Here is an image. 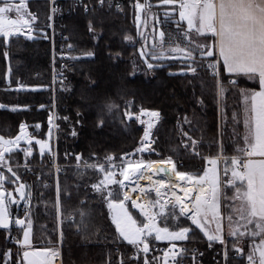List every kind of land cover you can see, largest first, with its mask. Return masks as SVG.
Wrapping results in <instances>:
<instances>
[{
    "label": "trees",
    "instance_id": "1",
    "mask_svg": "<svg viewBox=\"0 0 264 264\" xmlns=\"http://www.w3.org/2000/svg\"><path fill=\"white\" fill-rule=\"evenodd\" d=\"M28 5L31 12L38 15V24L47 25V0H29ZM123 9H98L89 14L58 18L57 35L68 37L67 46L73 47L68 52L76 56L68 60L63 81L66 86L58 93L59 121L63 126L58 142L59 161L67 165L59 175L64 264H108L109 258L111 264H118L119 250L126 256L132 251V247L120 240L116 233L101 196L93 193L91 185L101 178V174L91 170H86L89 174H85L71 166L75 163L73 154H82L86 160L92 154L103 159L109 155L119 157L138 147L145 125L139 124L137 117L127 119L124 115L128 110L125 101H134L132 110L135 113L140 96L162 104V117L154 131L160 140L159 160L174 151L180 159L185 160L182 166L198 168L200 157H193L190 149L184 148L181 127L184 131H190L194 138L202 140L199 151L204 155L215 154L217 151L215 147H210L218 141L219 135L216 78L205 69H199V75L196 76L180 73L182 65L178 63H159L157 65L161 67L148 70L145 60L139 55L142 46L145 51V44L134 21V9L129 5ZM90 20L95 26V33L89 31ZM35 34L32 40L26 39L23 34L18 37L13 35L9 40L0 37V69L4 68L0 73V103L30 105L18 111L0 109V135L5 137L17 135L21 123L40 125L42 131H32L33 136L41 139L47 136L45 118L49 113L50 101L45 86L51 78L50 47L43 32L37 31ZM125 36H131L132 39L125 40ZM88 52L94 55H86ZM110 52L113 55H109ZM116 53H120L119 58H116ZM9 65L11 82L8 84L5 74ZM222 76L227 77L228 74L224 72ZM250 82L247 78H241L239 84L224 83L226 91L221 104V132H224L225 143L229 145L227 155L233 154L230 147L232 142L244 135L241 121L237 126L235 119L241 117L243 112L241 89L259 87L258 83L249 86ZM20 83L28 87L19 89ZM41 85L43 87H37ZM201 98L203 103L197 102ZM110 101L118 105L111 113L104 108ZM40 105L45 107L41 108ZM143 108L154 110L150 106ZM185 115L191 121L190 125L183 122ZM65 116L67 120H63ZM100 120L104 121L103 126H100ZM31 147L33 150L30 156L25 157L23 151L15 150L9 154V159L13 166L19 165L20 176L33 186L32 203L28 205V208L31 206L32 214L30 211L28 217L33 215L34 218V241L37 242L45 231L55 241L58 224L55 185L53 182L45 184V181L53 178V146L51 143L47 151H42L35 144ZM65 153L70 155L69 162L66 161L68 157H65ZM22 165L32 166L33 169L23 170ZM46 208L49 209L47 215ZM70 215H73L71 221ZM184 222L181 219L176 223L170 217L168 226L173 228ZM44 223H47L45 228L42 226ZM0 231L9 234L7 242L14 250L13 259L19 264H25L22 253L27 248L16 243L18 238L23 237L22 228ZM202 236L196 229L194 238L185 242L205 248L207 239ZM13 237L16 238L13 240ZM42 247L38 245L37 248Z\"/></svg>",
    "mask_w": 264,
    "mask_h": 264
},
{
    "label": "snow or ice",
    "instance_id": "2",
    "mask_svg": "<svg viewBox=\"0 0 264 264\" xmlns=\"http://www.w3.org/2000/svg\"><path fill=\"white\" fill-rule=\"evenodd\" d=\"M52 3L51 11L54 13L55 0H52ZM98 3L103 6L104 0H98ZM108 3L111 7L112 0H108ZM82 7L85 12L89 10L88 4H83ZM115 7L119 11L124 10L120 3H116ZM132 7L135 22L145 23L142 13L145 17L152 15L155 22L156 14L152 12L151 3L133 0ZM158 7L164 8L165 17H177L175 20L177 35L175 38L168 36L166 39V33L161 28L158 31L159 43H153L151 51H144L142 46L139 55L144 58L147 69L154 70L162 66L150 62L149 57L151 56L153 60L161 59L159 54L153 55V53H157L158 50L164 51L165 44L168 43L174 45L167 49L168 51L180 54L172 59L184 62L185 66L180 68L181 73H191L196 76L199 75L200 68L211 70L212 76L216 78L218 94L226 91L225 80L229 84H239L241 78L258 79V91L253 89L246 92L241 89L244 99L251 103L250 118L244 121L247 132L232 142L230 147L233 154H226L229 145L225 143L224 132H221L219 140L210 146L217 149L216 153L204 155L199 151L202 140L194 138L190 135V131H184L181 127L184 148L190 149L193 157L199 156L203 161V164L193 171L179 170L180 162L171 156L163 160L143 158L134 160L132 156L135 154L155 152L152 130L156 121L161 119L158 109L141 107L139 114L148 115L150 119L144 127L139 148L135 149L134 153H124L118 164L114 162L112 156L104 157V163L85 161L83 164L85 169H96L102 174V178L93 183L91 188L106 201L120 240L127 241L132 247L130 262L136 261L139 264L142 258L143 264H159L156 256L149 258L148 255L149 252L155 251L150 247V237L154 236L157 241H169V248L163 251V264H169L170 259L172 264H181L178 257L189 250L180 247L177 242L194 238L195 230L199 229L207 238L209 247L219 242L218 255L222 264H229V251L234 254L235 259L245 257L247 264H264V0H158ZM13 12L15 17L11 15ZM51 18L48 17L49 20ZM38 22L39 17L30 11L27 0H19V3L15 0H0V34L5 38L23 33L26 39H33V32L43 31L36 27ZM88 28L90 32L95 33V26L91 20L88 22ZM208 33L212 35V43H201V37L206 40ZM152 34L155 39L157 34L155 28ZM124 39L131 40L132 37L125 36ZM72 50V45H68V51ZM61 55L62 57L65 55L63 49ZM86 55L92 56L94 53L88 52ZM109 55L113 53L110 52ZM115 56L119 58L120 53H116ZM224 72L228 74L227 77L222 76ZM18 87L24 89L28 85L20 83ZM197 102L203 103V99ZM133 106L134 101H125L128 110L124 115L128 120L137 115L131 110ZM29 107L30 105L27 104L0 103V109L3 110L18 111ZM40 107L45 106L40 105ZM104 108L111 113L118 108V105L110 101L104 105ZM183 122L191 124L187 115L183 117ZM103 123L104 121L100 120V126H103ZM140 123L145 124V121L141 120ZM27 127L28 125L21 123L19 133L14 137L0 135V226L5 229L13 223L7 206L8 202H16L17 198L13 193L19 192L20 199L28 200L30 204V198L24 191L26 185L21 182V176L18 174L19 165L14 168L9 159V154L16 149L23 151L25 157L32 154L30 145L33 137L25 131ZM23 140H27L29 146L22 148L20 142ZM39 143L43 151L47 145L43 140ZM68 155L65 153L66 157ZM73 155L79 168L83 155ZM94 158L99 159L92 154L89 160ZM144 170H151V174L164 172L170 175L167 180L161 179L150 184H140L137 179L135 187L131 188L132 192L139 191L147 195L151 188L156 194L155 200L149 199L141 203V198L133 199L126 189L131 187L130 182L134 178L143 177ZM117 173L122 177L121 179L116 178ZM151 174L148 177L150 181ZM7 184L18 186L8 191ZM113 186H117L118 190L114 191ZM232 189H234L233 194L227 196V192ZM56 197L59 211V184H57ZM225 200L228 201L229 208L226 217L227 231H225V217L222 210ZM129 201L132 209H138L137 215L142 214L143 219L138 220L133 211L129 210L127 203ZM157 207L158 211H154ZM29 215L30 209L26 208L24 218L17 215L14 220L23 231V238H18L16 243L25 248H31V221L27 219ZM83 215L82 212L81 216ZM162 215L164 226L157 223ZM169 216L174 220H179V217L183 216L190 224L183 227L177 225L173 230L168 226ZM229 239L232 240L230 245ZM244 241L248 242L247 252ZM45 254L55 255L49 249L25 250L22 253V261L26 260L27 264H48V261L36 259ZM10 255L11 251H6L5 259L7 260ZM198 255H203L198 249L191 252L193 264H197ZM120 256L119 264H124L123 253ZM108 264H111L110 258ZM217 264L221 262L218 261Z\"/></svg>",
    "mask_w": 264,
    "mask_h": 264
},
{
    "label": "rangeland",
    "instance_id": "3",
    "mask_svg": "<svg viewBox=\"0 0 264 264\" xmlns=\"http://www.w3.org/2000/svg\"><path fill=\"white\" fill-rule=\"evenodd\" d=\"M16 3H19V0H15ZM29 2V0H27V3ZM49 4V3H48ZM29 6V5H28ZM132 8V7H131ZM30 9V8H29ZM31 11V10H30ZM11 15L13 17H15V13H11ZM142 15V19H144V15ZM49 16H50V6H49ZM177 19V17H174ZM50 23V20L48 22L47 25L45 24H37L36 27H38V29H42L43 31V36L46 38V40H49V50H50V65H51V78L50 80L46 83V86H45V89L47 90V92L49 93V101H50V105H49V113L48 115L46 116L45 118V126L47 128V136L48 138L50 139L49 141V145L52 143V146H53V151H52V156H53V159H52V168H53V172H52V175H53V178H49V180L45 181V184H49L50 182L54 183L55 185V191H57V184H59V175L61 174V172H63L66 168V164H61L59 159V137H60V132L62 131V125L60 124V121H59V112H58V93L60 90L64 89V87L66 86L65 83H63V81L65 80V77H66V72H67V69L65 70V77L64 75L62 76L61 74L63 73L62 70L58 67L57 65V62H55L54 60L56 58H54V46L60 44V45H64L65 49L68 51V46H67V40H68V37L66 35L62 36L61 34L58 36L56 35L57 34V26H58V21H57V24H56V27H55V31L53 32V35H52V32H51V29H49L47 26L49 25ZM184 24L186 25V22H184ZM63 25L61 24V27ZM136 27L138 29V32L140 33L142 31V27H143V23H138L136 22ZM37 31L33 32V36L34 38L36 37V33ZM20 34H23V33H20ZM20 34H14V36L18 37L20 36ZM3 36L2 34H0V37ZM65 37V38H64ZM33 38V39H34ZM7 40L10 39V37L6 38ZM32 40V39H30ZM143 42L145 44V51L148 52V51H151V42L149 41H146L145 39H143ZM59 42V43H58ZM56 48V47H55ZM149 48V49H148ZM141 50V49H140ZM159 54L162 58L161 59H156V60H153L152 57L149 58V61L152 62V63H155V64H159V63H166L167 61H171V60H176L178 62V64L185 66L184 65V62H182L181 60L179 59H172V57L174 56H178L180 54H177V55H174L172 56V53H164V52H161V51H158L157 53H153V55H157ZM71 55V54H70ZM76 56H71V58H75ZM8 58V57H7ZM70 58V59H71ZM144 59V58H143ZM167 65V63H166ZM4 69V68H3ZM3 69H0V73L2 74L3 72ZM181 73V72H180ZM211 74V73H210ZM61 75V76H59ZM223 75V73H222ZM58 77H61V79ZM54 78L56 79V81L54 82ZM5 80L6 82L9 84L11 82V66L9 65L8 68H7V71H6V74H5ZM225 83H228L227 81H225ZM38 88H33V90H37ZM222 97H223V94H218V119H219V126H218V131H219V135H218V140L220 138V133H221V112H222ZM222 104V105H221ZM146 106H150L152 107L154 110L158 109L161 113V117H162V104L157 101V100H153V99H150V98H147V97H138L137 99V103H136V108H137V115L134 116V117H137L138 118V121L140 120V114H139V110H140V107H146ZM244 107V106H243ZM245 108L247 109L248 108V103L246 102L245 103ZM147 109V108H146ZM132 110V109H131ZM133 111V110H132ZM244 112H242V116L241 117H238L237 119H235V123L236 125L238 126V122L240 123L241 121V124H243L244 126ZM52 116L55 121H54V127L49 130V126H48V119L49 117ZM66 117V116H65ZM64 117V118H65ZM150 119L149 116L147 115H142V120L145 121V127H146V122ZM63 120H67V119H63ZM161 120V119H160ZM157 122V124L159 123V121ZM224 122V121H223ZM154 126L153 128V138L155 140V144H153V147L155 148V152L154 153H148V152H145V153H139V154H135L132 156V159H139V158H143L144 160H159L157 158V155L159 156L160 152H159V146H160V140H159V137L156 135V133H154L155 131V127L156 125ZM28 125L27 127V132H29V134L31 135V137H33V139H38V140H41V138H37L35 136H33V132L32 131H35L36 133L37 132H41L42 129H41V126H35L34 124H31V123H28L26 124ZM31 128L33 130H31ZM73 128V127H72ZM243 129V128H242ZM144 131V130H143ZM143 135V134H142ZM46 137V136H45ZM44 137V138H45ZM32 139V140H33ZM21 143V147L23 148L24 146H29L28 144V141L27 140H23L20 142ZM33 145V144H32ZM30 145V147L32 146ZM36 145V144H35ZM140 146V143L138 145L137 148H139ZM40 149H41V145L38 146ZM136 148V149H137ZM31 149L33 150V148L31 147ZM18 150V149H16ZM44 150V149H43ZM15 151V150H14ZM128 153H134V150L131 151V152H128ZM109 156H112L114 158V162L115 163H120V160L123 156L120 155L119 157L117 156H114V155H109ZM169 156H171L174 160L180 162L178 164V168L179 170H182V171H193L195 169H191L190 167H188L187 165L185 166H182V161L185 162L184 159H180V157L176 154V152L173 151L172 154H170ZM167 156V157H169ZM66 157V156H65ZM68 159H66L67 162H69V157L70 155L67 156ZM166 157V158H167ZM166 158H163V159H166ZM163 159H160V160H163ZM199 165H198V168L203 164V161L199 158ZM87 161L88 163H104V158L103 159H94V160H86V159H83L82 161L79 162V165L80 167L78 168L77 167V164L78 162L76 161L75 159V163L74 164H71V166L75 169H78L79 171H82L83 173L85 174H89V172H87L86 170H91V171H97L99 174H101L98 170L96 169H91V168H88V169H85L83 167V164L84 162ZM15 168V166H14ZM24 168H26L27 170H32V166H29L27 165V167H25V165H22V169L24 170ZM19 174V172H18ZM20 175V174H19ZM101 178H102V174H101ZM100 178V179H101ZM117 179H121L122 177H116ZM137 179L140 181V180H143L142 182H146L147 181V178L145 177V175H143V177H137V178H134L131 182H137ZM163 179V180H167L166 178H162L160 176V180ZM52 180V181H51ZM21 182L24 183L26 185V188L24 189V191L28 194L29 198H30V204L32 203V198H33V186L31 183H29L28 181H25L22 177H21ZM96 183V182H94ZM128 183V182H127ZM18 185H12V184H7L6 185V188L8 189V191H12L15 187H17ZM59 188H60V184H59ZM93 190V189H92ZM113 190L116 191L118 190L117 189V186H113ZM93 193L95 194H98L97 196H100L99 193L95 192L93 190ZM15 196H16V202L15 203H12V202H8V208L10 210V213H11V216L13 217V220H15L16 216L19 215L16 211H17V206L20 204L21 202V199H20V193L19 192H14L13 193ZM147 200L149 199H152V200H155L156 199V194L155 192H148L147 194ZM56 200H57V197H56ZM103 200V199H102ZM105 205H106V208H107V211L109 213V209L107 207V203L105 200H103ZM128 203V206H129V210L130 211H133V214L134 216H136V218L138 220H141L143 219L142 217V214L140 215H137V213L139 212L138 209H135L133 210L132 207H131V202H127ZM29 204V203H28ZM56 218H57V237H56V240L55 241H52V237L49 236L47 234L48 231H45L43 232V235L41 238L38 239L37 242L34 241V237H33V225L35 224L34 222V218L32 216H30V218L28 217V219L31 221V232H30V240H31V249L33 250H36V251H43L45 249H49L51 251H55V252H59L60 253V257H61V264H64V261H63V254H62V251H63V247H62V239H61V224H62V209H61V204H60V209L58 211L57 209V205H56ZM30 211H31V214H32V209H31V206L29 207ZM47 209V208H46ZM45 209V214L47 215L48 214V211L49 209L46 210ZM223 213H224V224H225V231H227V220H226V217H227V214L229 212V208H228V201H225L223 202ZM154 211H158V207L156 209H154ZM110 216V219H111V215L109 214ZM170 216L168 217V220H169ZM181 219H183L185 222L180 225L181 227L184 225V224H190L189 221H187V219L183 216H180L179 217V220H175L176 223H178ZM69 220H73V215H70L69 216ZM164 220V216L162 215L160 220L157 221V223H160L161 226H164L163 224V221ZM38 225V223L36 224ZM187 225V226H188ZM42 226H44V228L47 226V223H44L42 224ZM214 226V225H213ZM177 227V226H176ZM176 227H170L171 229L175 230ZM1 229V228H0ZM199 232H201L199 229H197ZM8 234V232H7ZM201 234L203 235V233L201 232ZM7 236L5 233H3L2 231H0V264H19L17 261H15L13 259V254L12 252L14 251L12 247H9V244L7 242ZM23 238V237H22ZM202 238H206L204 235L202 236ZM207 239V238H206ZM150 241H157L154 239V236L153 237H150ZM167 240H163V241H158V242H165ZM38 245L40 246H43L42 248H37ZM247 246V244H246ZM23 248H25L23 246ZM26 249V248H25ZM28 249V248H27ZM10 250L11 251V255L9 257H7V260L5 259V256H4V253L6 251ZM42 258L46 259L47 258V254L43 255Z\"/></svg>",
    "mask_w": 264,
    "mask_h": 264
},
{
    "label": "built area",
    "instance_id": "4",
    "mask_svg": "<svg viewBox=\"0 0 264 264\" xmlns=\"http://www.w3.org/2000/svg\"><path fill=\"white\" fill-rule=\"evenodd\" d=\"M47 2L49 3L50 16L52 17L50 20V23L47 27L49 29H51L52 35H53V32L55 31V27H56L58 18H60L62 16L72 15V14H89L95 10H98V9L107 10V11H119L115 7L116 3H120L122 8H124L126 5H129L130 7H132V4H133V0H112V5L110 7L108 0H104L103 6H100V4L98 3V0H55L56 11L53 13L51 11V8L53 7L52 0H47ZM141 2L142 3L143 2L151 3L153 5L152 12H154L156 14V17H155V22H154V18L152 15H147L145 17V14L142 13L144 15L145 23H143L142 31L140 32V36L143 39H145L146 41L151 42V45H153V43L158 44L159 43L158 31L161 28H163V30L166 33V39L168 38V36L175 38L177 35V33L175 32V28H176L175 20H176V18L165 17V10H164V8L158 7V0H141ZM83 4L89 5V10L87 12H85L84 8L82 7ZM184 26L186 27V25H184ZM153 28L156 29V33H157L155 35V39H154L153 34H152ZM141 33H143L144 35L142 36ZM172 46H174V45H170V44L166 43L165 44V50L161 51V52L172 53V56L179 54V53H174V52L167 50ZM62 49L65 53V55L63 57L61 55ZM54 58H56L54 61L57 62L58 67L63 72L61 75L62 76L64 75V77H65L64 72L67 69V63H68V60L71 58V55L65 49L63 44L62 45L58 44V45L54 46ZM166 63L170 64V63H178V62L176 60H171V61H167ZM200 69H204V68H200ZM208 71L211 73L210 69H208ZM61 75H59V76H61ZM59 78L61 79V77H58V79ZM53 81L55 82L56 79L54 78ZM140 117L141 118L139 120V124H141L140 121L142 120V115H140ZM54 121H55V119L52 116H50L48 119L49 130H51L54 127ZM25 131L27 132V128L25 129ZM27 133L29 134V132H27ZM41 140L45 141L47 146L44 148V150L47 151L50 139L48 138V136H46L45 138H43ZM39 141L40 140H38V139H33V140H31V144H36L37 146H40ZM117 177H120L119 173H117ZM28 203H29L28 200H21L20 204L17 206L16 212L19 214V216L21 218H24V210L26 208H28V205H29ZM9 212H10V210H9ZM12 219H13V217H12ZM18 227H21V226L16 225L14 223V220H13V223L11 224L10 228H18ZM15 238L16 237H13V240ZM177 244L180 247H184V248H187L189 250L187 253H184L182 256L178 257L181 264H193L191 252L195 249H198L200 253H203L202 256H199V255L197 256V264H217L218 261H220L222 264L221 257L218 255V252L220 251L219 242H216L213 244L212 247H209V244L207 241L205 248H202L199 245H195L192 243H187L185 241H178ZM150 247L152 249H154L155 251H151L148 253L149 258H151L154 255L158 258L159 264H163V251L169 248V241H165V242H151L150 241ZM121 253H123V252L121 250H119L118 251V264H119V261L121 258V256H120ZM131 254H132V251L129 254V256H126L123 253L124 264H137L136 261H131V262L129 261V257L131 256ZM233 256H234V254L231 251H229V264H247V260L245 257L235 259V258H233ZM139 264H143L142 258L139 261ZM169 264H172L171 259L169 260Z\"/></svg>",
    "mask_w": 264,
    "mask_h": 264
},
{
    "label": "bare ground",
    "instance_id": "5",
    "mask_svg": "<svg viewBox=\"0 0 264 264\" xmlns=\"http://www.w3.org/2000/svg\"><path fill=\"white\" fill-rule=\"evenodd\" d=\"M153 167H155V166H153ZM150 174H151V170H144V175L147 178V181L146 182H142L143 180H140L139 183L140 184H150L152 182H155L157 180H160V176L162 178L164 177L166 179L169 178L167 175H162V174H159L158 172H155L154 174H151V181H150L148 179V177H149ZM173 179H175V178H173ZM130 183H131V187H129L128 189H126V190L129 191V195L132 196L133 199L141 198L140 199V202L141 203H145L147 201V196L148 195H145L144 193H140L139 191L132 192L131 191V188L135 187V185H136L137 182H130ZM148 192H155V190L150 188L148 190ZM8 210H9V208H8ZM52 252L55 253V255L54 256L47 255V258L45 259V261H48V264H61V258H60L59 252H55V251H52Z\"/></svg>",
    "mask_w": 264,
    "mask_h": 264
},
{
    "label": "crops",
    "instance_id": "6",
    "mask_svg": "<svg viewBox=\"0 0 264 264\" xmlns=\"http://www.w3.org/2000/svg\"><path fill=\"white\" fill-rule=\"evenodd\" d=\"M185 25V24H184ZM206 37H207V39L205 40L204 39V37H201V43H204V42H206V43H209V44H211L212 43V35L210 34V33H208V34H206ZM250 81H252V82H250V85L249 86H251L252 84H256V83H258V79H255V80H250ZM246 92L247 91H251V90H253V89H250V88H246V89H244ZM255 90H259V87L258 88H255ZM248 103V108L246 109L245 108V103ZM243 112H244V118L246 119V118H250V116H249V110L251 109V103H250V101H246L245 99H244V93H243ZM245 121V120H244ZM243 125V124H242ZM243 132H244V134L247 132V129L245 128V125L243 126ZM18 151H19V149H18ZM221 167H223V165L221 164ZM233 192H234V189H232V190H230V191H228L227 192V196H231L232 194H233ZM226 201L227 200H225V203H226ZM127 242V241H126ZM152 242V241H151ZM155 242H158V241H155ZM228 243H229V245L232 243V240L231 239H229L228 240ZM244 243H245V251L247 252V246H246V244L248 243L247 241H244ZM60 254V253H59ZM61 258V257H60Z\"/></svg>",
    "mask_w": 264,
    "mask_h": 264
},
{
    "label": "water",
    "instance_id": "7",
    "mask_svg": "<svg viewBox=\"0 0 264 264\" xmlns=\"http://www.w3.org/2000/svg\"><path fill=\"white\" fill-rule=\"evenodd\" d=\"M157 122L158 121H156V124H157ZM159 174H162V175H167L168 177H169V175H170V173H164V172H158ZM173 178H175L174 176H173ZM10 227H11V225H10ZM9 227V228H10ZM0 228L1 229H5L3 226H0ZM26 250H29V251H31V250H33V249H26ZM36 259H39V260H45L44 258H42V256H40V257H37ZM24 262H25V264H27V261L26 260H23Z\"/></svg>",
    "mask_w": 264,
    "mask_h": 264
}]
</instances>
